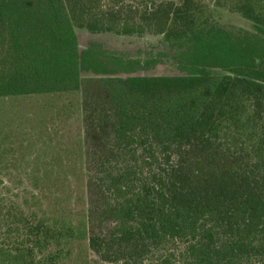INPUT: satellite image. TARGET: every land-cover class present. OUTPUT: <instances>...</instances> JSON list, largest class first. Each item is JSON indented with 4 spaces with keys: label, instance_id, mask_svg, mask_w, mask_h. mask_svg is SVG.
Masks as SVG:
<instances>
[{
    "label": "trees",
    "instance_id": "obj_1",
    "mask_svg": "<svg viewBox=\"0 0 264 264\" xmlns=\"http://www.w3.org/2000/svg\"><path fill=\"white\" fill-rule=\"evenodd\" d=\"M227 1L252 30L203 21L199 0H0V96H101L87 234L106 264H264V0ZM77 26L154 31L195 59L120 76L79 49ZM56 227L57 244L77 237Z\"/></svg>",
    "mask_w": 264,
    "mask_h": 264
},
{
    "label": "rangeland",
    "instance_id": "obj_2",
    "mask_svg": "<svg viewBox=\"0 0 264 264\" xmlns=\"http://www.w3.org/2000/svg\"><path fill=\"white\" fill-rule=\"evenodd\" d=\"M199 1L203 21H217L234 32L253 29L252 21L229 1ZM75 32L80 50L92 47V58L120 76L183 74L186 62L195 59L190 53L184 61L185 46L154 31L119 34L77 26ZM103 54L133 62L122 72ZM95 75L81 72L83 77ZM100 97L80 89L0 96V264H106L89 247L87 234L86 173L94 167L89 168L87 152L92 142L104 138L96 123ZM56 225L60 237L68 226L75 227L77 237L57 244ZM56 250L59 261L51 257Z\"/></svg>",
    "mask_w": 264,
    "mask_h": 264
}]
</instances>
